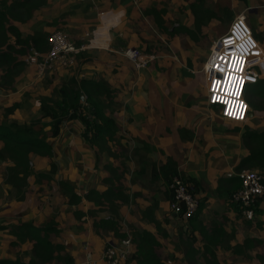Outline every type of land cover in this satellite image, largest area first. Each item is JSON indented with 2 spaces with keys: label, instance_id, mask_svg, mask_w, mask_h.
Instances as JSON below:
<instances>
[{
  "label": "crops",
  "instance_id": "obj_1",
  "mask_svg": "<svg viewBox=\"0 0 264 264\" xmlns=\"http://www.w3.org/2000/svg\"><path fill=\"white\" fill-rule=\"evenodd\" d=\"M192 2L0 0V49L4 48L19 66L34 38L46 51L44 36L55 30L65 32L77 45L86 42L97 27V34L107 32L106 48L82 51L75 66L66 70L78 80H103L108 84L110 97L102 98L118 127L115 142H110L105 152L94 149L82 137L80 120L64 122L61 134L49 139L55 171L36 177L38 172L47 174L48 167L47 158L34 155L22 199L17 198V188L5 184L0 176V256L21 255L25 261L31 257L35 241L27 239V232L18 240L15 251L8 245V241L15 240L13 235L9 237L12 224L16 230L21 222L35 227L45 224V228H39L49 233L50 241L63 246L35 264H64L67 258L71 264H79L86 257L105 264L100 260L104 246L118 244L127 235L131 237L133 264L137 247L133 236L138 238L142 231L156 240L154 250L164 264L199 261L197 250L202 253L203 245L219 251L223 245L226 248L236 243H232L236 237L227 232L231 229L241 234L245 227L228 206L237 182L226 173L249 168L239 164L257 143L253 134L264 132V78L247 85V98L252 94L262 102L249 104L245 122L224 120L216 107L206 104L207 81L202 66L208 54L203 45L207 34L217 30L213 18L208 27H202L200 37L189 32L195 28ZM205 2L216 14L224 5L236 14L248 12L264 23V0H247L246 4L238 0ZM107 11L102 20L101 14ZM256 29L252 31L264 49V35L260 34L264 28ZM125 47L138 48L150 56L147 65L134 68L118 52ZM5 65H0V81ZM14 86L0 91V121L3 107L19 102L24 94ZM27 104L36 111L39 108L38 100ZM27 104L23 103L21 109ZM168 157L199 195L198 215L192 220H182L169 212V182L159 170ZM9 164L0 159L1 172ZM61 182L72 184V190ZM71 192L79 196L76 202H70ZM260 207L262 213L257 218L264 222V200ZM189 234L196 238L192 243L187 239ZM210 235L215 236V245L205 242ZM227 235L229 242L225 243ZM183 253L185 259L178 257Z\"/></svg>",
  "mask_w": 264,
  "mask_h": 264
},
{
  "label": "trees",
  "instance_id": "obj_2",
  "mask_svg": "<svg viewBox=\"0 0 264 264\" xmlns=\"http://www.w3.org/2000/svg\"><path fill=\"white\" fill-rule=\"evenodd\" d=\"M238 1L244 4L247 3V0ZM202 3L203 0H196V2L190 4V8L194 15L193 23L195 28L189 30V32H192L196 37H200L203 26L206 27L211 19L217 18L218 16L214 11L204 8ZM204 33L207 34L206 32ZM39 41L40 40L34 38L32 43L36 49L41 50V43ZM3 49L4 48L0 49V65H5L9 61H11L9 62L11 64L5 65V73L3 72L1 76L6 77L3 83L10 85V81L13 79L12 73L14 69L19 66V63H17V61L14 62L12 60L13 58L7 55L6 51ZM56 92L57 98L55 99L50 96H42L39 98L37 113L28 121H6L8 115L13 114L15 110L21 109V102L14 101L10 105L5 106L1 112L4 118L3 121H0V141L2 142L0 159L5 162L10 161V164L6 165L4 167L5 169L3 168L5 172L3 180L5 184L17 188L18 199L23 198L27 177L31 174L29 169L30 161L34 155L47 158L50 164V171H55L56 165L52 161L53 151L49 139L56 138L61 134L64 122L80 120L83 126L81 132L82 137L91 147L98 151L107 152L109 150V143L115 142L118 127L114 119L107 113L102 98H109L112 92L106 82L103 80L84 78L78 80L71 76L68 78L67 82L62 83ZM253 135L257 136V138H255L257 143L250 149L249 154L241 160L239 167L257 164L261 167L260 170L264 176V132L257 131V133ZM261 146L263 147L261 148ZM159 170H161L162 174L167 178V182H169L173 176L179 174L175 165L172 166L170 157L167 158V162L164 165L160 166ZM43 175L44 172L35 174L36 177H41ZM61 183L64 185L67 184L66 182ZM67 185L70 186L71 191V188H73L72 184ZM89 193L97 194L95 191H89ZM78 199L79 196L71 192L69 198L70 202H76ZM228 201L229 208H231L233 212L237 211L236 217L239 216L240 209L238 205L232 203L230 200ZM255 212L257 215L262 213L258 208H255ZM197 215L198 210L196 215L189 220H192ZM257 225L261 228L264 226V222L258 220ZM250 237L251 236L246 237L244 245L252 249V238ZM133 239L134 242H137L136 251L132 256V258L135 259V263L133 264H164L154 250V247L158 244L151 234L142 231L139 233L138 238L133 236ZM215 239L214 235H210L205 238V242L215 245ZM257 241L262 242L259 237ZM37 242L41 244V247L39 249L34 247L31 257L27 261L19 260L16 264H35L38 260L37 257H42V260L49 258L54 250L48 251V244L45 242L42 243L40 238ZM61 248L63 247L59 246L55 250ZM214 250L215 249L211 246L203 245L202 258L206 260V264L215 263L216 255ZM244 250L245 248L242 246L238 247L236 245L234 247V252L237 254H243V252H245ZM59 257L61 258V256ZM64 260V264H71L70 258ZM5 262H7V260H0V264H4Z\"/></svg>",
  "mask_w": 264,
  "mask_h": 264
},
{
  "label": "built area",
  "instance_id": "obj_3",
  "mask_svg": "<svg viewBox=\"0 0 264 264\" xmlns=\"http://www.w3.org/2000/svg\"><path fill=\"white\" fill-rule=\"evenodd\" d=\"M108 13L103 12L101 19L104 20ZM99 29L92 30L87 41L78 45L65 32L55 30L47 37L46 51L41 52L29 44L24 61L35 64L38 77L49 69L72 68L82 51L108 46L105 43L107 32L97 34ZM118 52L137 70L150 60V56H145L135 47H125ZM202 70L207 81L206 104L216 107L224 120L245 122L250 110L246 98L247 85L264 78V49L247 23L245 11L236 14L226 30L212 41ZM226 176L238 180V187L230 194V200L240 206L244 219L254 222L255 207L264 200V176L260 170L252 168L229 170ZM168 188L169 212L184 219L193 216L199 206V195L193 186L179 173L171 178ZM130 247L131 237L127 235L118 244H106L100 260L105 264H131ZM79 264H96V260L86 257Z\"/></svg>",
  "mask_w": 264,
  "mask_h": 264
},
{
  "label": "rangeland",
  "instance_id": "obj_4",
  "mask_svg": "<svg viewBox=\"0 0 264 264\" xmlns=\"http://www.w3.org/2000/svg\"><path fill=\"white\" fill-rule=\"evenodd\" d=\"M189 1H192V0H189ZM194 2H196V0H194ZM202 4H203V7L206 8L207 10L213 11V9H211L206 4V2L204 3V0H203ZM235 15H236V12L233 9H231L230 7H227L224 5L220 6L218 16H217V18H214L215 19L214 23L216 24V25H214V30L216 29L217 31L213 32V35L207 34L208 38L205 40L206 44L203 45L204 48L207 49L208 55L206 58H208V56H209L208 47H210V45H211L210 42L214 38H216V35L218 34V32H220L221 30H222V32H224L226 30V28L228 27L229 21H231ZM246 16H247V23L252 30L257 28L256 30L261 31V29L264 28V23L261 22L257 17L253 18L252 16H250V14H248V12H246ZM251 20L252 21L254 20V22H257V23L253 24V23H251ZM208 24H210V23H207V27L209 26ZM260 34L264 35V32H262ZM254 36H255V34H254ZM42 37H43V34H42ZM44 37L47 38L48 35L45 34ZM204 38H206V37H204ZM206 45H207V47H206ZM44 49H47V47H44ZM39 51L44 52L45 50L44 51L39 50ZM25 53H26V51H25ZM23 57H25V54L22 55V58ZM8 64H11V63H9V62L6 63V65H8ZM17 69H19V70L13 72L15 77L12 79V81L16 80L17 83L16 84H15V82L11 83L12 81H10V85L4 84L3 82H4V79L6 78L4 76L1 78L2 80L0 81V91H5L7 89L15 88L14 85H17L16 86L17 91L21 90V92L24 93V94H22L21 98L19 99V102L22 101L23 103H26V104L29 100H31L33 103H35V101H37V100L39 101V98H41L42 96H50L53 99L57 98L56 90H58V88L62 85V83L68 81V78L70 77V74H71V71H68L66 69L61 70V72L49 69V70L45 71L41 77H37L38 76L37 75V68H36L35 64L26 65L24 63V61L22 62V65L18 66ZM23 73H25V74H23ZM20 75H22V76H20ZM246 98H247V95H246ZM248 98H249V104H251V102L258 103V104L260 102H262L258 99H255L252 94L251 95L248 94ZM248 98H247V100H248ZM23 103H21V104H23ZM36 104L38 105V103H36ZM107 105H108V103H107ZM36 113H37V111H36V109H33V105H31L29 107V105L27 104L25 108H22L20 110H15L12 115H8L6 118V121L16 120L19 122H25V121H28ZM3 118H4V116L2 117L1 121H3ZM235 123H237V122H235ZM253 146H255V145H252V147ZM45 160L47 161L46 167H48V168L46 171L48 173L47 174L44 173V175L39 177V178L46 177V176L52 174V173L50 174L51 171H50V168L48 166L50 164H49L47 159H45ZM52 161H54V159H52ZM6 162H10V161H6ZM247 167L252 168V169H257V170L261 169V167L258 166L257 164L247 166ZM4 173H5L4 170L2 172L0 170V176L2 177V179L4 178ZM47 178H49V177H47ZM62 185H64V184H62ZM257 222L258 221H256V223L254 224V227L252 229L251 228L250 229L244 228V223L241 222L242 226L244 228V231L242 230L241 234L238 233L236 230H234V232H232L231 229H229V231L227 232L230 236L234 235L237 239V240L234 239L232 241V243L238 242L240 240L243 243L245 241L244 240L245 237L251 236L250 238H252V242H251L252 249L245 247V252H244L245 255L241 254V256H232L229 258L228 257L225 258L222 255H220L219 261L216 260L214 264H264V226L259 228L257 225ZM14 226H15V224H12L11 232H9V237L11 235H13L15 237V240L13 239L11 241H8V245L11 247V249H13L12 251H15V248L18 246V240L26 232L28 235L27 239L35 241V243L31 247V249H33L34 247L39 249L41 247V244L39 242H37L39 238L42 240V243L45 242L48 244V247H49L48 251L55 250L56 248H58L59 246L62 245L59 243L58 244L54 243V242H52V240L50 241L49 233L45 229L39 228V227L45 228V224H43L41 226L36 225L38 227H35L31 223L23 224L21 222V224H19L16 227L17 228L16 230L13 229ZM24 229H25V232H24ZM43 230H44V232H43ZM258 237L262 240V242L257 241ZM187 239H190L191 243H192V241L196 240V238L193 236V234L192 235L189 234L187 236ZM46 241H48V242H46ZM224 242L225 243L229 242L228 235L225 237ZM61 247H63V246H61ZM217 252H223V251L219 250ZM200 255H201V257H200L199 261L192 262V260L189 259L188 264H198V263L199 264H206V260L204 258H202V253H200V250H197V258ZM20 257H21V255H18L16 258L10 257V254L7 256L1 255L0 258H2V259H0V260H7V262H5L4 264H16L17 261H19V260L25 261V260L21 259ZM178 257L185 259L186 256H184V253H183L181 255H178ZM23 258H24V256H23ZM37 258L39 261L42 260V257H37ZM172 264H175V262H172Z\"/></svg>",
  "mask_w": 264,
  "mask_h": 264
},
{
  "label": "clouds",
  "instance_id": "obj_5",
  "mask_svg": "<svg viewBox=\"0 0 264 264\" xmlns=\"http://www.w3.org/2000/svg\"><path fill=\"white\" fill-rule=\"evenodd\" d=\"M252 32H253V31H252ZM260 172H261V171H260ZM230 178H235V177H230ZM235 179H236V178H235ZM236 182H237V186H236V188H237V187H238V180H237V179H236ZM236 188H235V189H236ZM235 189H234V190H235ZM234 190H233V191H234ZM233 191H232V192H233ZM232 192H231V193H232ZM229 200H230V196H229ZM230 201H231V200H230ZM231 202H232V201H231ZM199 203H200V201H199ZM232 203H233V202H232ZM234 204H235V203H234ZM236 205H237V204H236ZM238 207H239V209H240V206H238ZM198 208H199V206H198ZM198 208H197V210H198ZM255 208H258V209L261 208V207H260V202H259V205H258L257 207H255ZM196 212H197V211H196ZM196 212H195V214H196ZM195 214H194V215H195ZM174 215H175V214H174ZM194 215H193V216H194ZM235 215H237V211L235 212ZM176 216H179V215H176ZM193 216H191V217H193ZM179 217H181V216H179ZM191 217H189L188 219H184V218L181 217V219H182V220H189ZM237 217H238V219L241 218V221L244 223V227H245V228H248V229H250V228L252 229V228L254 227V224L256 223V221H258V218H257V214H256V212H255L254 222H253V221H250V220H246V219H244V217H243L242 214H241V209H240V211H239V216H237ZM241 226H242V223H241ZM245 239H246V237L244 238V240H245ZM236 245H237L238 247H239V246H242L243 248H245V247L248 248L247 246L244 245V242H243V243L241 242V240L238 241V242H236L235 244H229L226 248H225V246L223 245V246L220 247V250L223 251V252H221V253H222V256L225 257V258H226V257L229 258V257H232V256H241V254H237L236 252H234V247H235ZM214 249H215L214 252H215V255H216V260L219 261L220 258H219L218 255H217V251H218V250H217V248H214ZM249 249H250V248H249ZM239 250H240V249H239ZM239 250H238V251H239ZM244 251H245V250H244ZM242 255H245L244 252H243ZM130 261H131V260H130Z\"/></svg>",
  "mask_w": 264,
  "mask_h": 264
}]
</instances>
